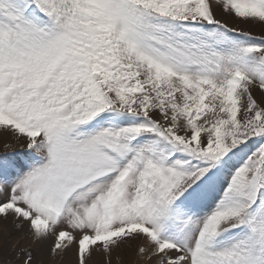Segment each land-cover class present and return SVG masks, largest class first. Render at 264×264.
<instances>
[{"label": "snow or ice", "instance_id": "1", "mask_svg": "<svg viewBox=\"0 0 264 264\" xmlns=\"http://www.w3.org/2000/svg\"><path fill=\"white\" fill-rule=\"evenodd\" d=\"M264 0H0V264H264ZM254 89L260 95L254 94Z\"/></svg>", "mask_w": 264, "mask_h": 264}, {"label": "rangeland", "instance_id": "2", "mask_svg": "<svg viewBox=\"0 0 264 264\" xmlns=\"http://www.w3.org/2000/svg\"><path fill=\"white\" fill-rule=\"evenodd\" d=\"M217 18L226 21L230 26L237 27L244 31H249L256 37L264 35V24L254 23V22H245L241 19L236 18L234 15L224 13L219 7L215 8ZM254 94L259 96L261 93L258 89H254ZM12 142L16 144V150L20 151L21 142H16L15 138L10 132H0V155H3L7 149H5V143ZM119 255L122 259L117 260L116 254H113L111 264H133L135 259L134 254L128 250L124 249L120 251ZM42 259L44 264H77L76 250L72 248L62 257H56L55 259L50 258L46 253L43 254ZM90 264H105L104 254L102 252H94L93 258L90 261Z\"/></svg>", "mask_w": 264, "mask_h": 264}]
</instances>
